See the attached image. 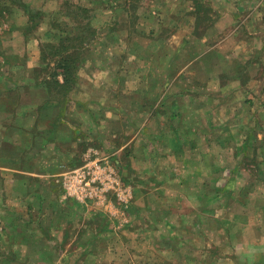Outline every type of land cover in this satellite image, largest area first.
<instances>
[{
	"label": "crops",
	"instance_id": "crops-1",
	"mask_svg": "<svg viewBox=\"0 0 264 264\" xmlns=\"http://www.w3.org/2000/svg\"><path fill=\"white\" fill-rule=\"evenodd\" d=\"M64 1L63 5L68 9L70 3L68 0ZM76 1L84 4L74 6L78 11L76 15L82 13L84 24L79 17L73 15L75 18L71 16V19L70 14L60 8L45 12L41 6L32 5L31 1L0 0V30L3 27L4 30L13 29V34H7L10 35L9 38L13 37V41L20 42L15 34L16 29L24 27L22 34L18 32L23 43L32 35L34 40H38L35 37L37 34L34 33L44 23V35L49 38L37 52L27 54L12 50V55H9L6 49L2 48V45H7V36L4 35L6 33L2 30L0 36V111L4 115L0 119V264H24L31 260L32 254L37 258L35 264L53 263L49 245L45 244L51 237L53 228L51 221L45 223L50 217L47 216L44 220L42 215L47 214L48 209L52 208L57 200L50 198L48 189L59 185L62 198L70 200L67 198L69 196L65 195L67 177H63L68 174L70 168L79 166V169L90 158H111L121 151L130 162L135 157L149 158L156 155L158 160L155 159L154 164H160L166 170V163L172 166L175 158L179 159L178 161L183 162L186 173L184 174L180 167L179 172L183 176L178 178L174 172L163 169L157 173L163 175L160 187L172 185V180L177 186L175 190L180 191L188 199V203L199 204V212L195 214L201 224L208 220V216L213 215L214 204L217 205L216 209L225 213L221 219L215 218L217 216L211 217V220H219V226L221 224L217 235L211 229L204 228L205 234L202 236H205L206 240L202 244L200 264H264L263 123L260 115L256 114L258 120H252V125H256V128H248L242 132V114L237 118L240 111H251L256 99L255 91L252 90V79L256 76L245 64L249 59L245 45L249 44L250 39L259 31L256 48L251 52L255 57L264 53L263 1L218 0L217 3L211 4L209 0H191L193 5L189 7L178 4L175 7L176 15L173 16L178 26L172 29L178 31V28L182 27L181 15L185 18L188 15L191 31L193 30L194 34L196 27L199 28V42L212 44V52H209L208 48L197 52L194 56L186 58V65L181 64L176 68L172 49H167L165 41L156 39L161 38L157 36L153 38L158 43L157 52L152 53L147 46L142 47L145 49L142 55L136 52L121 55L123 58H134L141 64L135 69L126 65L125 60L118 55L120 50L117 51V46L128 43L124 41V32L119 31L112 35V31L111 35H108L111 26L120 23L119 12H128L130 9L131 13L130 4H118V0L116 3H113L115 0ZM141 10L136 7L132 13L134 20L139 21L141 31L145 33L147 19L145 12ZM15 12L19 14L13 17V23L6 24L4 19ZM74 12L75 10L72 13ZM204 12L215 14L216 19L205 18L198 22L197 17ZM152 13L159 16L162 13L160 6ZM47 14L55 19H49L47 23ZM147 15L149 19L154 16ZM57 18L67 22L68 32L56 23ZM160 23L162 25H158L156 31L167 29L163 21ZM209 29L221 34V41L211 42L205 33ZM60 30L65 31L67 36L64 37ZM83 30L88 31V34L84 36ZM241 33L243 36H240ZM177 34L179 36L181 33ZM216 44H222L221 55L232 60L229 68H226V63L223 64V73L219 74L222 75V87H219V90L227 92V98L219 108H225L229 115L232 114L229 120L231 119L233 126L240 127L225 136L226 144L222 151L228 154L231 150L232 157L236 159V164L229 169L228 165L215 161L220 149L217 153L212 150L215 144L213 142L220 148L221 146L218 136L209 128L215 106L211 99L214 87L208 78L200 79L202 75H206V71L200 73L199 69L194 70L190 85L182 86L184 68L196 64L198 55L207 58L213 53H218ZM234 44L237 46L232 47ZM8 45L12 47L11 44ZM65 56H74L77 59L76 79L67 93H61L56 81L62 84L64 76L58 69L57 62ZM165 59L169 61L166 62ZM252 60L256 61V58ZM234 62L236 68L231 66ZM141 68L145 69L143 73L139 71ZM211 76H215L214 72ZM6 77L12 81L8 82ZM130 77L141 80L132 84L128 81L131 80ZM148 79L150 82H144ZM241 89L243 96L240 104L236 103L239 100H236L235 94ZM246 92L252 94L254 102L249 97L246 98ZM247 113L250 112H245ZM109 137L110 140L119 142L117 149L114 147L116 151L101 147L102 139L107 140ZM92 140L98 146L94 151L86 147V141ZM155 147L160 150L159 154H155ZM161 159L165 160L163 164ZM249 161H253V165L246 164ZM110 163L101 164L102 175L110 179L109 174L115 173L122 181L118 163ZM220 173L227 177H216ZM174 178L179 180L176 182ZM218 181L222 182L221 186ZM97 184V187L101 186ZM39 189L46 192L36 193L35 190ZM210 190H214V194L208 192ZM221 191L223 193L218 197ZM161 194L163 195V192ZM76 199L79 202L84 200L79 197ZM198 200L202 201L199 203ZM158 202L161 203V200L158 199ZM173 204L177 207L179 202ZM10 205H18L25 213L33 214H26V219L21 214L14 215L8 207ZM233 205H237L239 210L234 214ZM169 207V204H165V208ZM204 210L211 211V214H205ZM34 212L43 226L40 239L43 238L44 243H37V236L32 233L36 229L32 225L36 221ZM178 218L181 220L183 215L179 214ZM159 221L162 222L157 225L159 228L167 229L166 231L171 229V224L166 225L165 219L159 218ZM219 226L216 229H219ZM210 232L213 233L212 238L207 235ZM214 237L222 244H214ZM191 245L194 249L195 242Z\"/></svg>",
	"mask_w": 264,
	"mask_h": 264
},
{
	"label": "rangeland",
	"instance_id": "rangeland-1",
	"mask_svg": "<svg viewBox=\"0 0 264 264\" xmlns=\"http://www.w3.org/2000/svg\"><path fill=\"white\" fill-rule=\"evenodd\" d=\"M21 1H31L32 5H35L36 7L41 6V8L45 10V12L58 10L60 8L62 11L70 14V18L71 16L79 17V19L82 20L81 22L83 24L85 23V20H83V17H81L82 13H80V15H76L78 11L76 8H74V6H78L77 4H83L81 2L79 3V1L77 2L76 0H68V2L70 3V7L68 9H66L63 5L65 4L64 0ZM217 1L218 0H209L211 4L217 3ZM262 1L264 3V0ZM113 3H116V0ZM119 3H127V5L130 4L129 8H131V13H129L130 9L128 12H119V16L121 18L120 23H116L115 26H111V29H109L108 35H111L112 31H114L112 32V35L113 33L119 31L124 32V41H128V43L126 44L117 46V51L120 50L118 55L121 56L122 54L131 52H136L137 54L142 55V53L145 52V49H142V47L146 48L147 46L150 47V51L152 53H155L158 51V43L153 40V38L157 36H160L161 38L156 39L161 40L162 42L165 41L167 49H172L174 62L177 65L176 68H179L181 64L186 65V58L194 56L197 52H202V50H206L207 48L210 50L209 52H212V49L214 48V46L212 47V44H207L205 42L204 44H201V41L199 42L197 38L199 37L197 36L199 33V28L196 27V33L194 34V31H191V25L188 24L190 19L188 15L187 18H185L184 15H181L180 21L182 22V27H179L178 31H174L175 29H172L178 26L177 20H175V17H173L176 15L175 7L178 4H183L189 7L193 5V3H191V0H118V4ZM14 4L19 7L16 3ZM158 6H160L162 10V13H160L159 16L152 13L153 10H155L156 12ZM136 7L139 10L142 9L143 12H145L144 16L145 19H147V21L145 22L146 26H144L145 33L141 31L142 27L140 26L139 21L134 20L132 11L133 9H136ZM74 10L75 12L72 13ZM18 14V12H15V14H10L9 17L7 16L8 18L6 17L4 19V22H6V24L8 25H11L14 21L13 17L17 16ZM147 14L154 16L149 19ZM214 16L215 14L211 13H200L199 17H197V21H203L205 18H207L208 20H214L216 19V17ZM53 18L54 17H52L50 14H47L45 16V21L49 23V19H51L52 21ZM105 18L107 17L105 16ZM124 21L125 23H122ZM160 21H163V23H165L167 29L156 31L157 26L162 25ZM56 23L61 26V29L66 28L65 31L68 32L69 28L67 27L66 21L57 18ZM4 28L5 27L0 30V36L2 30L6 33L4 34L6 36L7 34H13V29L4 30ZM24 29V27L16 29L15 34L16 36H18L20 42L13 41V37L9 38L10 35L7 36V45H2V48L6 49L7 54L12 55V50L14 52L31 54V52L39 51L43 46L42 43L45 44L47 42L46 40H49V38L47 39V37L44 35V32L46 30L45 23L42 24L40 28H38V31H36L35 33L33 32L34 34H37V36L35 35V37H37L38 40H34L32 35V37L26 38L27 41L23 43L21 36L18 35V32L22 34ZM65 31H61L62 34H64V37L67 36L65 34ZM73 31L77 32L75 30ZM83 31L84 36L88 34V31ZM127 31L128 34H126ZM151 32L153 33L151 34ZM177 32L181 34L178 36ZM205 33L208 34L211 42L215 41L216 43L218 41H221L222 39L221 34L217 33L214 30L209 29ZM259 33L260 32L258 31L256 36L254 35L255 37L250 39L249 44L246 43L247 45H245L247 58L249 56V59L245 61V64L248 66L247 69L256 76L252 79L253 87L249 84H247V86H251L252 90L255 91L254 94L256 99H254L255 103L252 106L251 111H247V109H245L243 110V112L240 111L239 113H237V118L242 114V117H240L242 118L240 119V121L244 123L241 128L242 132H245L246 130H248V128L256 126L252 125L254 124L252 122L254 118L256 119V121L258 120V115L256 114L260 115L261 121L263 123L261 127L264 131V53H260L257 55V57H255L254 53L251 52L256 48L257 40H259ZM240 36H243V33H241ZM162 38H165L166 40ZM135 39H137L138 41H135ZM152 40L154 42H152ZM8 44H11L12 47H8ZM16 44H19L20 46ZM66 44H68V42H66ZM216 45V50L218 53H213V55L207 57L208 59L206 57L202 58L200 55H198L196 56L198 57L196 64H191L190 67L186 68H184L185 66L183 67L184 70L182 75V86L187 87L190 85V77L194 70L199 69L200 73H203L204 71L207 72H205L206 75L201 74L202 76L200 77V79L204 80L205 78H208L209 82L214 87L211 99L212 103L215 106V112L211 118L212 126L210 125L209 128H211V131L215 136H218L221 146L220 148L219 145L217 146L216 142H213L215 144L212 147L214 148L212 150L217 153L220 149V152L215 157V161L216 163L221 165H228L227 168L229 169L236 164V159L232 157L231 150L228 151V154L222 151V148H224L223 146L226 144L225 138L227 137L225 136H228L231 130L235 131L236 128L240 127L233 126L231 119L229 120V116H232V114L229 115L225 108H219V106L223 102H225L227 98V92L224 90H219V87H222V75L219 76V74L223 73V64L226 63V68H229L232 60L228 59L229 57L225 58L224 55H221L223 53L222 44ZM236 46L237 44L232 45V47ZM146 52L148 51L146 50ZM253 58H256V61L252 60ZM122 59L125 60L126 65L130 66L131 69H135L136 67L141 65L139 62H136V59H130L128 58V56H125L124 58L122 57ZM165 61L168 62L169 59H165ZM234 65L235 62L231 66L234 67ZM234 68H236V66ZM144 70V68H141L139 71L143 73ZM213 72L215 76H211ZM132 77H130L131 80L128 79V81L132 84L134 82L137 84L141 80L136 77L135 79H133ZM6 79L8 80V82L10 80L12 81V79H8L7 77ZM147 81L150 82L149 79L145 80L144 82ZM152 81L153 79H151V82ZM160 83L163 82L160 81ZM242 96V89L236 91L235 97L236 100H239L236 103L241 102L240 100ZM248 97L252 100V94L249 95L247 93L246 98ZM6 100L8 101L9 99L6 98ZM254 100L252 101L254 102ZM253 111H255V113H253ZM245 112L250 113L245 114ZM3 117L4 115L0 111V119H2ZM213 143L211 145H213ZM86 145L87 149H91L90 151H94V148L98 147L93 143V140L90 142L86 141ZM100 145L103 149H106L108 151H116L117 147L119 146V142L110 140L109 137L107 140H104L103 138ZM114 147L116 149H114ZM159 152L160 150L155 147V154H159ZM155 159L158 160L156 155L155 157L149 156V158L135 157L130 162L129 159H127L123 155L122 151L113 155L111 158H102L101 161H99V163H101L102 165L111 164L110 161L112 163H118V169H120L121 172L120 177L123 180L121 181L119 177L115 175V173H111L109 174V178L115 180L110 183V187L106 188L105 190H99V192L96 190V187L98 185L96 183H90V185L83 187L82 190H79L77 192L71 189L68 190L65 187V195L69 196L67 198L70 200L62 198V190H59V183H56L58 187L56 186V188L54 189L49 188L48 193H51L49 194L50 198L57 201L52 205V208L48 209L49 211L47 212V214L43 213L42 216H44V220L45 217H50V220L48 219V221H46L45 223L51 221V227L53 228L51 229V237H49V240L45 242V244L49 245L48 250H50V256L53 263L47 262L43 264H200L199 259L201 256L200 253L202 250V244H204L206 240L205 236H202L205 234L203 233L204 228L211 229L215 233V235H217V232L220 231L221 224L219 226V220H211V217L217 216L215 218L220 217L219 219H221L225 215V213H223L220 209H216L217 205L214 204L213 215L208 216V220L203 221L201 224V222L198 220V217L196 219L195 214L199 212V208L197 206L199 204H192V202L188 203V199L180 191L175 190L177 186L172 183V180V185L166 184L164 185V187H160L159 183L161 180H163V175L157 173L162 171L163 169H166L160 166V164H154L156 163ZM175 159L177 161L175 160L172 166L168 163L165 164L168 168V170L166 171H171V173L174 172L179 178V176H183L180 175L179 168L182 167V171L184 172V174L186 173V169L184 171L185 167L183 162L178 161L179 159L177 158ZM89 160L95 161L94 158H90ZM160 161H162L161 164H163V161L165 160L161 159ZM246 164H248L249 166L253 165V161L246 162ZM79 165H81V162ZM77 167L79 166L70 168L69 171L77 169ZM88 177L90 176L88 175ZM216 177L225 179L227 176L225 177L223 173H220ZM173 180H176L177 182L179 179L174 178ZM218 183L221 186L222 182L218 181ZM47 184L49 183L47 182ZM38 191L40 192V194L46 192L44 189L35 190L36 193H38ZM213 191L214 190H210L208 192H212L214 194ZM160 192H163V195ZM215 192L217 193L216 190ZM195 193L197 194V191H195ZM221 193H223V191L220 192L218 197L221 195ZM77 197H80V199L84 200H81L79 202L76 199ZM59 199L62 200L59 201ZM158 199L161 200V203L158 202ZM177 201L179 202V204L176 207V204L173 203ZM201 201H199V203ZM165 204H169L172 208H165ZM8 207L11 209L14 215L21 214L25 219L29 214H33V212L25 213L19 208L18 205H10ZM206 208L208 209L209 207ZM237 208V205H233V210H235L232 211L233 214L236 211H239L237 210ZM163 212L164 216H162ZM203 212L205 214H211V211L209 210H204ZM179 214L183 215V221V218L181 220L180 218H178ZM33 217L36 221L32 225L35 226L33 228L36 229L35 231L33 230L32 233L36 234L37 243H44V239H40V236L43 234L42 223L36 213ZM159 218L165 219L166 225L171 224V229H169V231H166L167 229L163 230L162 228H159L157 226L162 224V222L159 221ZM218 226L219 229H216L218 228ZM212 234L213 233L210 232L207 235H209V238H212ZM194 238H196L195 241ZM214 240V244H222V242L216 237H214ZM216 240H218V242ZM223 240L225 241V239ZM193 242H195L194 249L191 245ZM187 251L189 253H187ZM30 256H32L30 257L31 260H27L26 263L35 264V260L37 259L36 256H34L33 254Z\"/></svg>",
	"mask_w": 264,
	"mask_h": 264
},
{
	"label": "built area",
	"instance_id": "built-area-1",
	"mask_svg": "<svg viewBox=\"0 0 264 264\" xmlns=\"http://www.w3.org/2000/svg\"><path fill=\"white\" fill-rule=\"evenodd\" d=\"M101 160H87L86 163H84L79 169H76L75 171L68 172V174H64L63 177H67L65 187L68 190H73L75 192L82 190L83 187H86L87 185H90V183H99L102 187H96L97 191L99 190H105L106 188L110 187V183L114 180L107 179L104 175L101 173V163H99ZM88 175L90 177H88ZM62 177V178H63ZM64 177V178H65ZM83 192V191H82ZM84 193V192H83ZM80 198V197H79Z\"/></svg>",
	"mask_w": 264,
	"mask_h": 264
},
{
	"label": "trees",
	"instance_id": "trees-1",
	"mask_svg": "<svg viewBox=\"0 0 264 264\" xmlns=\"http://www.w3.org/2000/svg\"><path fill=\"white\" fill-rule=\"evenodd\" d=\"M76 63L77 59L74 56H65L63 59L57 62L58 69L62 71V74L64 76L62 84H59V82L56 81V83L58 84V90L61 93H67L71 85L75 82Z\"/></svg>",
	"mask_w": 264,
	"mask_h": 264
}]
</instances>
